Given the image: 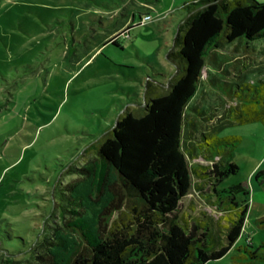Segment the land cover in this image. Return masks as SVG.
Masks as SVG:
<instances>
[{"label": "trees", "instance_id": "1", "mask_svg": "<svg viewBox=\"0 0 264 264\" xmlns=\"http://www.w3.org/2000/svg\"><path fill=\"white\" fill-rule=\"evenodd\" d=\"M180 11L185 16L166 51L174 73L168 78L151 69L144 103H127L113 127L92 145L93 160L71 169L78 177L61 188L66 193H61L59 221L47 228L29 264H209L231 248L233 264H264V242L236 244L249 190L242 184L219 187L238 172L233 156L241 137L218 134L230 124L264 125V79L220 81L212 72L207 82L220 88L223 107H188L207 65L229 74L219 53L238 55L230 65L238 73L240 66L247 67L245 61L264 56V2L190 0ZM137 26L139 21L127 25L105 43L122 50V41ZM252 177L264 187V171ZM86 179L92 202L109 196L94 225L74 194L76 184ZM190 193L216 215L185 216L180 204ZM115 212L127 218L112 219ZM255 223L264 227V215ZM63 232L76 241L58 258L54 250L65 246ZM4 264L20 262L5 259Z\"/></svg>", "mask_w": 264, "mask_h": 264}, {"label": "rangeland", "instance_id": "2", "mask_svg": "<svg viewBox=\"0 0 264 264\" xmlns=\"http://www.w3.org/2000/svg\"><path fill=\"white\" fill-rule=\"evenodd\" d=\"M185 1L190 0H0V264L5 259L29 264L47 228L59 221L66 193L61 188L78 177L71 169L93 160L92 145L127 103H144L151 69L172 76L166 51L185 16L180 11ZM145 12L152 20L132 29L122 50L105 43L122 32L131 14L138 21ZM218 55L229 74L207 65L188 107H223L220 88L207 82L212 72L220 81L264 79V56L245 61L238 73L230 67L238 55ZM218 134L241 137L233 156L238 172L219 187L242 184L249 190L250 207L236 244L258 246L264 227L255 219L264 215V187L252 175L264 171V125L230 124ZM74 194L94 225L109 196L92 202L89 179L78 182ZM180 205L185 216L216 215L193 193ZM118 216L127 218L115 212L112 219ZM61 234L65 246L54 250L58 258L76 241L69 232ZM234 254L231 248L209 264H233Z\"/></svg>", "mask_w": 264, "mask_h": 264}, {"label": "built area", "instance_id": "3", "mask_svg": "<svg viewBox=\"0 0 264 264\" xmlns=\"http://www.w3.org/2000/svg\"><path fill=\"white\" fill-rule=\"evenodd\" d=\"M152 20L151 13H144L139 19V24L143 25L145 22Z\"/></svg>", "mask_w": 264, "mask_h": 264}, {"label": "crops", "instance_id": "4", "mask_svg": "<svg viewBox=\"0 0 264 264\" xmlns=\"http://www.w3.org/2000/svg\"><path fill=\"white\" fill-rule=\"evenodd\" d=\"M145 13H150V12H145ZM139 17H138V21H139ZM138 21H134V16L133 15H131V17H130V23L129 24H135L136 22H138ZM128 24V25H129ZM249 207H250V204H249ZM248 211H249V208H248Z\"/></svg>", "mask_w": 264, "mask_h": 264}]
</instances>
